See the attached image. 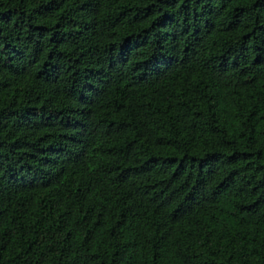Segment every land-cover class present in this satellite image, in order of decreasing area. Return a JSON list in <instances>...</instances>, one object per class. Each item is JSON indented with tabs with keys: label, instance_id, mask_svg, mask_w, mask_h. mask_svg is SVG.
<instances>
[{
	"label": "trees",
	"instance_id": "trees-1",
	"mask_svg": "<svg viewBox=\"0 0 264 264\" xmlns=\"http://www.w3.org/2000/svg\"><path fill=\"white\" fill-rule=\"evenodd\" d=\"M0 264H264V0H0Z\"/></svg>",
	"mask_w": 264,
	"mask_h": 264
}]
</instances>
